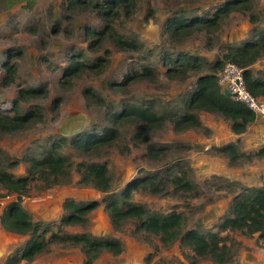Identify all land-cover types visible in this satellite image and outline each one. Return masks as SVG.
<instances>
[{
    "label": "rangeland",
    "instance_id": "rangeland-1",
    "mask_svg": "<svg viewBox=\"0 0 264 264\" xmlns=\"http://www.w3.org/2000/svg\"><path fill=\"white\" fill-rule=\"evenodd\" d=\"M227 1L135 0L134 12L130 16L122 12L121 20L113 24L125 39L136 43L135 48H118L113 38L108 36L94 49L90 46L92 37L88 29L99 30L105 23L99 17L98 9H72L68 6L69 0H34L32 6L28 0H17L6 7L8 0H0V65L7 60L16 65L14 81L8 85L2 81L5 68L0 67L2 110L14 114L13 105L18 102L21 112L38 106L44 114V121L33 128L0 138L1 157L6 169L14 176H23L27 173V158L55 140L71 139L84 129L100 132L107 125L108 107L119 111L125 104L149 102L160 112L183 108L197 76L191 73L186 80L168 78L163 60L165 54L172 57L179 52L196 55L207 67L206 64L221 58L228 47L243 45L255 28H264V0L253 2L252 11L258 19L255 24L247 12L233 11L221 20L220 29L216 32L195 34L183 40L172 38L166 32L167 21L182 12L198 16L211 14ZM76 54H82L84 62L89 64L98 62L101 57L104 67L101 70L98 67L88 69L75 76L69 84H64L63 70ZM145 66L156 69V80H137L127 86L112 83L115 79L123 80L127 72L140 71ZM253 70L255 74L264 76V56L253 64ZM221 71L222 68L217 70V76ZM21 88H44L47 95L19 101ZM87 88L102 96L107 106L87 100ZM56 98L61 99L59 107L52 103ZM199 115L206 129L176 132L168 124L150 133L149 143L169 148L167 156L162 159L153 160L146 155L147 143L132 146V126L122 128L119 143L130 145L131 150L121 151L119 147H112L94 154H82L72 145L65 144L62 151L76 162L107 163L116 192L134 180L166 167L175 173L184 171L196 186V196L176 191L173 186L157 194L136 188L132 192L133 200L162 213L175 210L183 216L186 230L216 232L217 225L229 215L233 197L243 187H260L258 181L264 170V156L252 162L230 165L227 157L217 150L220 146H208L213 137L212 124L217 130L225 131L229 127L228 121L221 120L219 115ZM14 159H19V164L9 166ZM0 193L4 194L6 190L0 189ZM104 197L105 193L80 183V175L74 170L69 182L51 187H43L41 181L31 182L22 197V205L34 221L42 224L41 229H46L49 242L44 253L33 261L22 260L19 264H85V254L80 246L59 242L52 233L86 234L94 239L119 240L122 243L121 254L102 252L93 264L192 263L193 252L181 247L178 241L165 246L153 234L145 238L134 235L133 222L123 230L115 229L109 212L104 208ZM14 199L16 194L0 196V217ZM68 199L98 201L99 205L88 213L83 224L67 225L62 224V217ZM221 235L228 236L234 264H264V240L257 233L249 236L238 230H229L221 232ZM31 238L30 234L6 231L0 221V264H5L8 258L21 251ZM199 264L215 263L202 259Z\"/></svg>",
    "mask_w": 264,
    "mask_h": 264
},
{
    "label": "trees",
    "instance_id": "trees-1",
    "mask_svg": "<svg viewBox=\"0 0 264 264\" xmlns=\"http://www.w3.org/2000/svg\"><path fill=\"white\" fill-rule=\"evenodd\" d=\"M17 0H8L10 7ZM255 0H229L220 6L215 12L204 16L191 15L182 12L178 16L170 17L167 21L166 32L172 38L183 40L195 34L214 33L220 29L221 20L229 16L233 11H242L249 14L250 21L257 22L256 14L252 11ZM34 0H28L32 6ZM135 0H69L68 6L72 9H98L99 17L103 20V28L99 30L88 29L92 37L90 46L94 49L103 44L106 37L110 36L115 41L116 47L133 49L136 43L127 40L113 24L121 20L122 12L131 15L135 10ZM99 48V47H98ZM97 49V48H96ZM264 56V28L254 29L243 45L230 46L221 58L212 64H205L196 55L179 52L175 57L166 53L163 57L166 64L165 75L171 80H186L191 73L196 74L195 85L189 92V96L183 108L171 112H160L153 103L125 104L119 111L108 107L106 112L107 125L98 132L84 129L72 136L71 139L59 138L41 151L27 158V173L23 176H14L2 162V149L0 148V189L6 193L0 196L16 194L4 208L0 221L2 227L9 232L20 235H32L25 247L8 258L5 264H19L22 260L33 261L38 255L47 249L49 239L46 229H41L42 224L32 219V216L24 209L22 197L28 191V186L33 181H41L43 187H51L55 184L69 182L72 171L80 175V183L90 185L102 193H105L104 208L109 212L112 226L117 230H123L129 222L134 223L132 233L145 238L149 234L158 236L165 246L179 242L183 248H189L192 252V263L199 264L202 259H210L215 264H234L231 245L228 244V236L221 235L224 231H241L246 235L258 234L264 240V173L263 184L260 187H243L241 192L233 197L229 208V215L217 225L216 232L202 233L199 230H186L183 224V216L175 210L162 213L152 210L146 205L133 200V189H145L151 193H162L173 186L176 191L193 194L198 191L188 175L182 171L173 172L171 168H163L154 173L140 177L129 183L120 192L113 189V179L110 169L105 162H87L71 160L62 148L70 144L82 154H94L101 149L119 147L121 151L131 150L128 144H119L122 128L133 127L131 137L132 146L142 143L146 145V155L153 160L165 158L169 148L149 143L150 133L156 129L171 124L176 132H185L191 129H204L199 112L206 111L222 116L229 123V127L236 134H242L248 125L254 121L255 112L247 105L233 97L223 93V87L219 83L217 70L224 67L227 62H233L244 69V82L248 91L256 98L264 99V76L254 72L252 66ZM82 54L72 55L63 70L64 84L79 73L88 69L104 67L103 60L93 64L84 62ZM5 68L6 74L2 77L4 84L14 81L16 65L7 60L0 67ZM208 69V71H206ZM262 75V76H261ZM156 69L151 66L142 67L140 71L127 72L123 80L115 79L113 84L127 86L137 80H156ZM62 80V79H61ZM47 91L44 88H21L19 101H28L35 98H44ZM87 100H92L100 106L107 101L98 95L92 88L86 89ZM60 98L52 103L60 106ZM18 102H14V114L3 111L0 104V138L24 132L44 121V114L40 107L20 111ZM206 129V128H205ZM185 148H189L186 146ZM227 157L230 165L240 164L241 161L252 162L255 158L264 156V147L257 152H241L236 143H229L217 149ZM19 159H14L9 166H17ZM162 172H164L162 174ZM99 205L98 201L76 202L66 200L64 204L65 214L62 224H83L89 212ZM44 228V227H42ZM61 232V231H60ZM59 242L80 246L85 254V264H93L102 252L121 254L123 247L119 240L94 239L86 234H60L52 233Z\"/></svg>",
    "mask_w": 264,
    "mask_h": 264
},
{
    "label": "crops",
    "instance_id": "crops-1",
    "mask_svg": "<svg viewBox=\"0 0 264 264\" xmlns=\"http://www.w3.org/2000/svg\"><path fill=\"white\" fill-rule=\"evenodd\" d=\"M253 68V66H252ZM204 113V114H211V115H215L213 113H209L206 111H200L199 114ZM256 117L254 119V121H252L248 127L247 130L245 132H243L242 134H236L234 133L230 127H227L225 131H221V130H217V128L214 127V125L212 124L211 126V132L213 133V137L212 140L209 141L208 146L212 147V146H223L232 142H235L239 151L241 152H257L259 151L261 148L264 147V118L255 113ZM218 116V115H217ZM203 117V116H202ZM220 118H222L221 120H224L223 117L221 116ZM200 119L202 120L203 118L200 117ZM224 122V121H223ZM204 124V123H203ZM204 147H206L204 145ZM206 149V148H204ZM228 160V158H227ZM229 162V160H228ZM264 173V170H262L261 174H260V179L262 178V174ZM258 181V183L260 184V186L263 184L262 179L261 181ZM252 181V180H250ZM257 181V180H255Z\"/></svg>",
    "mask_w": 264,
    "mask_h": 264
},
{
    "label": "built area",
    "instance_id": "built-area-1",
    "mask_svg": "<svg viewBox=\"0 0 264 264\" xmlns=\"http://www.w3.org/2000/svg\"><path fill=\"white\" fill-rule=\"evenodd\" d=\"M221 86L228 88L233 98L247 105L249 109L264 118V99L254 97L246 88L244 82V69L233 62H227L218 74Z\"/></svg>",
    "mask_w": 264,
    "mask_h": 264
},
{
    "label": "water",
    "instance_id": "water-1",
    "mask_svg": "<svg viewBox=\"0 0 264 264\" xmlns=\"http://www.w3.org/2000/svg\"><path fill=\"white\" fill-rule=\"evenodd\" d=\"M223 93L228 96V97H233L234 94L228 89V88H224L223 89Z\"/></svg>",
    "mask_w": 264,
    "mask_h": 264
}]
</instances>
